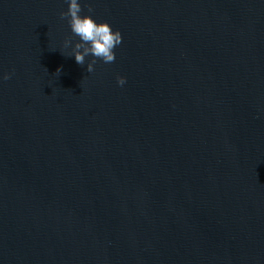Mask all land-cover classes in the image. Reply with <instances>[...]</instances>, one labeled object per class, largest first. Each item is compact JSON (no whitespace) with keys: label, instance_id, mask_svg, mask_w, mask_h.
<instances>
[{"label":"water","instance_id":"95a60500","mask_svg":"<svg viewBox=\"0 0 264 264\" xmlns=\"http://www.w3.org/2000/svg\"><path fill=\"white\" fill-rule=\"evenodd\" d=\"M80 3L91 73L68 0H0V264H264V0Z\"/></svg>","mask_w":264,"mask_h":264},{"label":"clouds","instance_id":"9594fccd","mask_svg":"<svg viewBox=\"0 0 264 264\" xmlns=\"http://www.w3.org/2000/svg\"><path fill=\"white\" fill-rule=\"evenodd\" d=\"M68 9L66 12H60V19L68 20L72 34L79 38V41L73 45L71 38L64 41V47L72 46V54L77 64L85 65V59L89 55L93 56L91 62L87 64V72L94 71L96 60H102L105 64L115 62L116 54L114 49L122 43V35L119 30L113 31L111 25L107 22L97 23L92 15H81L83 11L80 0H68ZM88 13L94 12L91 6L87 8ZM63 54V53H62ZM60 73V69L57 70ZM10 74H4L2 79H10ZM126 78L117 77V84L123 86Z\"/></svg>","mask_w":264,"mask_h":264}]
</instances>
